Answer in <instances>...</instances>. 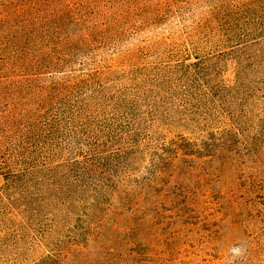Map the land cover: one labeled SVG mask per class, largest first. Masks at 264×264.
<instances>
[{
	"label": "rangeland",
	"instance_id": "obj_1",
	"mask_svg": "<svg viewBox=\"0 0 264 264\" xmlns=\"http://www.w3.org/2000/svg\"><path fill=\"white\" fill-rule=\"evenodd\" d=\"M84 12L97 42L46 69L38 48ZM82 122L128 153L91 172L74 143L7 183L20 145ZM47 256L264 264V0H0V264Z\"/></svg>",
	"mask_w": 264,
	"mask_h": 264
},
{
	"label": "trees",
	"instance_id": "obj_2",
	"mask_svg": "<svg viewBox=\"0 0 264 264\" xmlns=\"http://www.w3.org/2000/svg\"><path fill=\"white\" fill-rule=\"evenodd\" d=\"M91 19L92 18L88 17L87 12L82 13L80 17L72 21L71 32H67L66 35L56 32V34L50 35L48 44L44 43V47L38 48V50L44 53L45 57L47 58L45 64L46 69H55L58 67V65L63 64L64 59L61 57L59 52L61 50L62 43H70L72 45H70V48H67V51L70 52L68 54L69 56H73L71 53L72 50H78L81 45L88 42H97V37L101 33V23H99L97 19ZM121 19L122 16L118 15L117 19L113 20L114 26L117 29L115 30L114 34H118V37L123 34V30H121ZM105 28L106 29L103 30V34L111 29H114L109 28L108 25H106ZM141 42H143V40H141ZM72 47L74 49H72ZM125 55V49L119 48L116 50L114 56L110 58L109 62L117 66H108V70H110L111 67L127 69L126 65L124 64V60H126ZM115 56H117L119 60H122L123 64L121 65L123 66H119V64H117L114 58ZM123 72H125V70H123ZM158 75L159 74L155 72L153 74L154 79H157ZM114 103L116 105L119 104L117 101ZM85 119L91 121L89 117ZM78 127L79 128L76 129L75 132L69 134L68 137L63 138V142L61 143L59 141L60 138L55 135V132H49V141H41L34 136L32 140L33 144L30 145L31 150H28L25 148V146L20 145L19 151L11 153L8 161L6 160L4 162L5 166L3 169L6 170V174L4 176L7 183H14L15 179L20 177L25 178L27 176L35 175L36 173L41 172L40 169H45L50 165L49 161L63 154L64 151L69 150V146L73 145L74 143H76L78 151L82 152L80 156L86 163L85 165L88 167H94V170L91 172L102 169L101 167L105 166V162L109 160V157H118V159H122L128 153L123 148L118 149L116 152H111V150L106 149L111 143H113V138L110 135H106L104 138L99 139L97 134L98 131L88 129L91 128L89 123L82 122ZM65 163H68L67 165H69L70 160H65ZM74 164L77 163L70 165L73 166ZM110 185V187H113L112 184ZM54 260L55 259L53 257L47 256L39 264H54Z\"/></svg>",
	"mask_w": 264,
	"mask_h": 264
},
{
	"label": "clouds",
	"instance_id": "obj_3",
	"mask_svg": "<svg viewBox=\"0 0 264 264\" xmlns=\"http://www.w3.org/2000/svg\"><path fill=\"white\" fill-rule=\"evenodd\" d=\"M233 251H234V252H239V249H234Z\"/></svg>",
	"mask_w": 264,
	"mask_h": 264
}]
</instances>
